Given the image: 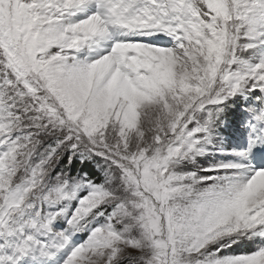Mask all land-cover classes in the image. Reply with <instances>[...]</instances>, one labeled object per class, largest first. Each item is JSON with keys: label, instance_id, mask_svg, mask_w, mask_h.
Listing matches in <instances>:
<instances>
[{"label": "snow or ice", "instance_id": "6c2138e0", "mask_svg": "<svg viewBox=\"0 0 264 264\" xmlns=\"http://www.w3.org/2000/svg\"><path fill=\"white\" fill-rule=\"evenodd\" d=\"M0 264H264V0H0Z\"/></svg>", "mask_w": 264, "mask_h": 264}]
</instances>
